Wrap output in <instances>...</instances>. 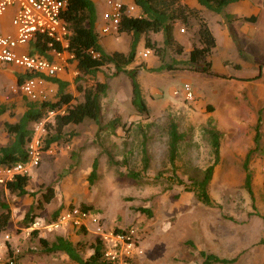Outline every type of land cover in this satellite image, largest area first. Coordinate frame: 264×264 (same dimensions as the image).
<instances>
[{"label": "rangeland", "instance_id": "374dc122", "mask_svg": "<svg viewBox=\"0 0 264 264\" xmlns=\"http://www.w3.org/2000/svg\"><path fill=\"white\" fill-rule=\"evenodd\" d=\"M259 1L249 3L257 5ZM259 18L256 27L260 31H252L249 24V36L237 33L240 36L232 53L235 57L238 53L241 60L232 59L222 69L217 60L223 58L229 42L220 34L223 24L216 21L218 17H206L217 40L216 74L182 65L196 44V21H191L189 29L179 24L175 28L181 54L164 47L160 33L141 36L134 61L126 70L137 71L135 81L148 109L146 115L131 104L132 80L127 74L116 73L112 65L102 66L96 77L108 90L100 99L99 121L86 119L65 127L60 139L45 152L40 144V166L27 186L29 193L36 194L19 197L6 193L4 201L11 211H27L49 187L53 199L40 210L49 213L44 216L38 210L39 217L50 219L66 206H86L111 228H135L141 254L130 264H199L200 251L220 258L236 257L233 264H264V244L260 243L264 235V92H258V85L264 84V13ZM98 39L107 54L129 52L130 35ZM146 40L154 44L155 51L150 49L151 55L141 58L140 53L148 48ZM161 65H170L173 70L156 71ZM76 76L69 87L72 105L83 100L76 90ZM244 77L249 79L237 80ZM185 85L190 87L193 101L184 100ZM12 97L18 96L10 95L7 88L0 93V102L7 110L0 118V134L4 133L3 122L19 119L26 104L23 98L11 101ZM257 118L261 120L258 130ZM112 120L118 123L114 128L109 127ZM170 123L182 137L174 159H170ZM209 130L220 133L219 158L208 185L212 206L200 203L192 192L194 183L214 162ZM46 132L54 131L46 127ZM94 160L97 171L90 184ZM246 173L251 177V194L244 187ZM17 217L0 233V242L5 234L10 236L11 247L18 250V264H27L30 258L35 262L42 259L47 255L38 242L42 236L27 234ZM55 236L42 238L51 242ZM71 241L88 247L92 239L79 234Z\"/></svg>", "mask_w": 264, "mask_h": 264}, {"label": "trees", "instance_id": "16d2710c", "mask_svg": "<svg viewBox=\"0 0 264 264\" xmlns=\"http://www.w3.org/2000/svg\"><path fill=\"white\" fill-rule=\"evenodd\" d=\"M242 0H197L199 6L214 14H220L229 4ZM138 8L139 16L124 15L121 18L120 33L130 35L131 43L127 54L113 52L107 54L101 47L95 30L96 15L94 5L91 0H69L67 7L62 12V18L68 24L71 32L68 38L67 47L63 48L60 44L50 41L42 35H36L31 40V53H37L50 60L48 51L56 50L62 52L66 50L73 56L76 62L77 76L75 77L76 90L82 94L83 100L76 104H71L73 96L66 91L67 83L60 82L55 78L47 80L57 86L56 100L54 102L33 104L27 103L26 109L15 123H5L4 128L9 137V143L0 147V166L11 165L17 162L27 161V144L31 140L32 130L30 125L43 119L47 112H58L64 107L62 113H56L52 124H47V129L53 130L52 134L46 132L41 141V151H47L50 146L60 139L62 130L69 125H79L84 120L89 119L98 122L101 112L100 99L106 94L108 85L105 82L97 80L96 74L104 65H112L116 73H126L132 80L131 104L140 114H147L148 109L142 98L140 88L135 81L137 71L135 69L126 70V67L132 64L135 58L136 48L140 37L149 33H160L163 39L164 47H172L179 54L182 53L180 45L174 36L176 26L182 25L186 29L192 26L191 21H196V44H192L188 52V59L182 63L189 68L206 74L212 73V64L210 57L215 48V37L209 30L200 11L188 7L180 0H134ZM247 22H254L253 17L244 19ZM184 32V29L181 28ZM110 38V37H108ZM145 46L155 51L154 44L145 41ZM90 51L98 54L93 58ZM173 70L170 65H161L156 71ZM42 76L39 74L26 73L18 77V83L23 78H32ZM4 110H0V115ZM118 123L114 120L109 122V127L114 128ZM261 125L260 118L256 120V130ZM211 138V146L214 154V162L208 166L203 177L194 183L193 191L196 199L206 205L212 206L213 201L208 193V185L212 177L214 166L219 158V138L220 133L215 130L208 131ZM169 150L171 158L174 159L177 144L181 140V134L178 133L174 123L169 125ZM256 140V139H255ZM251 151L245 157L244 169L247 164ZM97 161L94 160L89 173V183H93L96 176ZM29 183V177H16L5 186H0V233L3 232L10 220L9 205L5 203L6 193L16 196H35L36 193L28 192L26 187ZM244 187L251 194V177L249 173L245 174ZM53 199V190L47 187L41 194L40 199L36 200V205H31L22 219V226L27 228L32 221L38 217L36 211L43 208V204H49ZM82 209L89 210L86 206H80ZM140 212H145L140 209ZM59 211H56L50 220H54ZM78 233H81L77 231ZM31 235L38 236L36 232ZM38 242L46 254H65L69 260L76 264H107L103 259L101 244L94 240L87 247L83 242L73 243L66 237L56 236L49 242L45 238L38 237ZM260 243L264 244V235ZM88 250L91 253L87 255ZM87 255V256H86ZM201 262L199 264H231L236 258H220L212 253L199 252Z\"/></svg>", "mask_w": 264, "mask_h": 264}, {"label": "built area", "instance_id": "2783aa9c", "mask_svg": "<svg viewBox=\"0 0 264 264\" xmlns=\"http://www.w3.org/2000/svg\"><path fill=\"white\" fill-rule=\"evenodd\" d=\"M69 0H0V17L9 9L14 13L11 19L12 33L0 32V64L9 65L26 73L39 74L32 78H24L20 83L11 86L14 94L22 95L33 104L54 102L57 91L47 78H56L66 68L72 55L51 50L55 61H49L40 55L29 54L19 49L26 46L36 35H42L50 41L67 47L70 30L62 18V12ZM107 9L101 14V24L97 26L99 37L116 39L120 35L119 25L122 16H139L135 4L125 5L115 0H105ZM182 33L183 30L180 29ZM93 58L97 53L90 51ZM151 50L145 49L141 58H146ZM184 100L193 101L194 97L188 85L183 88ZM177 94V92H175ZM49 111L46 116L34 124L31 140L27 144V161L0 166V186H5L16 177H30L41 162L40 144L46 134L47 123H52L56 113ZM264 173V166L261 169ZM63 229L90 233L101 244L103 259L107 264H130L131 260L141 254L137 231L135 228L115 229L109 227L105 219L91 210L78 206H68L62 209L52 221L37 217L24 229L31 232L54 234ZM10 236L5 234L0 242V264H17L15 254H9ZM35 264V263H27Z\"/></svg>", "mask_w": 264, "mask_h": 264}, {"label": "crops", "instance_id": "0c3cea01", "mask_svg": "<svg viewBox=\"0 0 264 264\" xmlns=\"http://www.w3.org/2000/svg\"><path fill=\"white\" fill-rule=\"evenodd\" d=\"M91 1H92L93 5H94V9H95V15H96L95 30H96L97 26L101 24V14H102L103 11H105L107 9V7L105 6V3H104L105 0H91ZM115 1L121 2V3L125 4V5L134 4V0H115ZM180 1L183 4H186L188 7L194 8V9L200 11V15L204 18V20H206V17H209L210 18L212 16H215V17H218V19L216 21L219 22V23H221V24H223V27L221 28V33L220 34H221L222 37L225 38V40H227L226 41L227 43L229 42L228 43L229 44V47L224 52L225 54H227V52L229 51L228 52L229 53V56H225V54H223V58L222 57L221 58H218V60H217L218 66L221 67L222 69H224V67L228 66V64H230L232 62L231 61L232 59H234L235 61L236 60L237 61H240L241 60V58L239 57V54L238 53H237V56L236 57L232 53L234 51L233 48L235 49V43H234L235 39L236 40H239V37L238 36H240V35H237V33L240 32V33H242V35L244 34V35L249 36V26H250L249 24H251V27L250 28H252V31H260V30H258V27H256V25H258L259 24V21H260L259 15L261 13H264V12H260L261 9L264 8V0H260L257 3V5H255V3L254 4L253 3H249V0L238 1V2H235V3L229 4L227 7H225V9L220 14H214L212 12H209V11L203 9L201 6L198 5L197 0H180ZM13 13H14V9L11 8L2 17H0V32L1 33L8 34V33H12L13 32V28H12V25H11V19H12ZM221 15L223 16L222 18H220ZM249 17H253L254 18V23L253 22L249 23V22H247V21L244 20V19L249 18ZM238 21H240V23ZM229 22H233V23H231L230 25H228ZM238 24H240V25H238ZM232 26H235L234 29H232ZM234 30H235V32H234ZM70 34H71V32H70ZM157 34H159V33H157ZM213 36H214V34H213ZM215 41H216V44H215V48H216L217 47V40H216V38H215ZM30 43H31V41L26 46L21 47L19 50L20 51H23V52H26V53H29V54H37V53H31V48H30V45L31 44ZM215 48H214V50L212 52V55L210 57L211 64H212V71L213 72H214V62H216L215 57H214V52L216 51ZM145 49H148V48H145ZM142 53H140V54H142ZM62 54L63 55H70L68 52H66V50H63L62 51ZM37 55H40V54H37ZM48 55L50 56V60L49 59H47V60H49V61H55V58L52 55V52L51 51H48ZM41 57L45 58L44 56H41ZM237 57H239L240 59L237 58ZM236 67L241 68L240 65H236ZM76 74H77L76 62L73 59H70V61H67L66 62L65 71L62 74L58 75L55 79H57L60 82L67 83L68 85H67L66 91L68 93H70L69 87L72 86V82H73L72 79L74 78V76ZM19 76H23V73L20 70L15 69L14 67L9 66V65H2V64H0V93L2 92V90H6V88H7L10 95L18 96L21 99L23 98L25 100V102H26V104H24V107H23V111H22V113H23L24 110L26 109V105H27V103L29 101H27L22 95H20V94H14L10 90V87L11 86H14V85L18 84V77ZM247 77L250 78V77H252V75L249 73V75ZM247 77L238 78L237 80H239V81H247L249 79ZM244 79H246V80H244ZM255 79L258 80L259 78L256 77ZM50 84H52V83H50ZM52 85L55 87V89L57 91V86L55 84H52ZM258 89H260V90H258L259 93L260 92L263 93L264 92V84H261L260 83L258 85ZM71 95L73 96V94H71ZM18 97H16V98L12 97V98H10V100L11 101H16V99L17 100L19 99ZM72 101H73V99H72ZM72 101H71V104H72ZM0 110H4V112L0 115V118H1L7 112L6 107H4L1 102H0ZM250 117H251V115L249 114V118ZM16 121H18V119L17 120H14V119L11 120L10 119V120H8L6 122H3L2 126L4 128L5 123H15ZM35 123L31 124L32 125V128H31L32 134H33V129H34V124ZM8 143H9V137H8L6 131H5V128H4V133L3 134H0V147H4ZM37 169L38 168H36L32 172V175L30 177H32L35 174V172H36ZM30 177H29V180H30ZM26 190H27V187H26ZM22 197H24V196H22ZM26 197H28V196H26ZM66 207H68V206H66ZM9 209H10V220H12V218H14V216L15 217L18 216L17 218L20 219V220H22L23 217H24V215H25V213L27 212V211H15V212H13V211H11L10 206H9ZM40 212H42V215L44 214V216H47L48 213H49V211H40ZM20 213H22V216L21 217L18 215ZM40 218H43V217L40 216ZM43 219L45 221H52V220L47 219L45 217ZM10 220H9V223H8L6 229L8 228V226L10 224ZM6 229L4 231H6ZM29 234H31V233H29ZM59 234H62L63 237H66L69 240H72V238L74 237V235L77 236L79 234L91 238L92 239V242H94V240H96L94 238V236L91 235L90 233H87V234H85V233H78L77 231H73V230H70V229H63V230H60V231H58V232H56L54 234H44V233H39L38 234L37 233V235H40L42 237H46L47 235H49V236L50 235L61 236ZM13 239H14V237H13ZM14 241H15V239H14ZM8 249H9L8 251H9V254L10 255H11V253H13L15 255L18 253V250L16 249V247L14 249H13V247H11V241L8 244ZM89 253H91V250H88L87 255ZM14 258L16 259L17 256H15ZM31 260H33V259L30 258L28 261H30L31 263H35V264H76V263L72 262L71 260H69V258L65 254H63V253L47 254L44 257H42V259H40V260H37L36 259V262L35 261H31ZM236 260H235V262H236ZM235 262H233V263H235ZM233 263H231V264H233Z\"/></svg>", "mask_w": 264, "mask_h": 264}]
</instances>
